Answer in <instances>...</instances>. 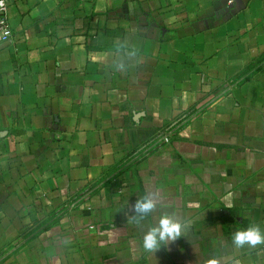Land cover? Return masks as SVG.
Returning <instances> with one entry per match:
<instances>
[{"label":"crops","instance_id":"crops-1","mask_svg":"<svg viewBox=\"0 0 264 264\" xmlns=\"http://www.w3.org/2000/svg\"><path fill=\"white\" fill-rule=\"evenodd\" d=\"M7 18L0 264H264L230 243L264 228V0H9ZM164 211L190 229L145 252Z\"/></svg>","mask_w":264,"mask_h":264},{"label":"clouds","instance_id":"clouds-1","mask_svg":"<svg viewBox=\"0 0 264 264\" xmlns=\"http://www.w3.org/2000/svg\"><path fill=\"white\" fill-rule=\"evenodd\" d=\"M133 54L135 55V53ZM130 68V66L120 62L114 64L113 70L125 73ZM156 208L157 198L154 194L139 196L131 207L132 214L128 216L129 222L139 226ZM189 229L190 223L180 220L174 211H164L159 216L158 221L145 232L142 247L145 252L155 254L162 247H166L169 243L187 235ZM230 243L235 249L255 248L264 245V228L257 223H251L247 228L235 231L231 236ZM204 264H221V261L213 258ZM234 264H238V262H234Z\"/></svg>","mask_w":264,"mask_h":264},{"label":"built area","instance_id":"built-area-1","mask_svg":"<svg viewBox=\"0 0 264 264\" xmlns=\"http://www.w3.org/2000/svg\"><path fill=\"white\" fill-rule=\"evenodd\" d=\"M9 0H0V42L8 41L13 37L12 27L7 18V8ZM173 133V129H166L159 136L157 142H168Z\"/></svg>","mask_w":264,"mask_h":264},{"label":"trees","instance_id":"trees-1","mask_svg":"<svg viewBox=\"0 0 264 264\" xmlns=\"http://www.w3.org/2000/svg\"><path fill=\"white\" fill-rule=\"evenodd\" d=\"M169 129H171V128H169Z\"/></svg>","mask_w":264,"mask_h":264}]
</instances>
